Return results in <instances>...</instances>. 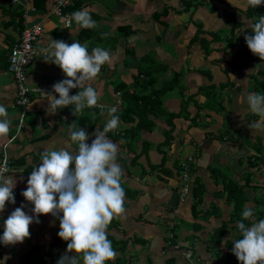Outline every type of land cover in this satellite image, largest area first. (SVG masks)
<instances>
[{"label": "crops", "instance_id": "crops-1", "mask_svg": "<svg viewBox=\"0 0 264 264\" xmlns=\"http://www.w3.org/2000/svg\"><path fill=\"white\" fill-rule=\"evenodd\" d=\"M75 2L78 5L76 10L88 11L97 21L94 27L82 28L67 11L73 20L71 27L66 26L62 18L51 12L56 0H47L44 9H38L34 0H0V103L6 105L10 120L9 132L0 135V165L8 154L10 163L5 175L16 180L15 204L6 202L7 206L0 215L7 218L22 202L31 214L33 205L22 195V190L27 187L29 173L40 163L41 153L46 149L69 146V125L73 122L89 132V140L93 139L95 130L103 129L110 118L107 109L118 105L119 113L126 91L130 94L141 91L136 87L137 76L141 69L150 67V71L160 79L155 87L178 77L175 85L164 94L163 103L169 112L182 113L174 120L171 144H165L167 130L170 129L166 113L151 115V129L139 130L140 127H136L139 116H135L131 121L120 119L119 127L113 130L127 135L121 147L127 159L122 180L130 187L124 186V211L117 214L121 220L120 229L113 232L118 239L127 241L122 252L125 255L130 245L134 247L135 244L154 253L145 259L149 264H168L171 257L184 256L169 243L172 231L176 235L175 242L194 251L197 264L203 261L207 264V259H212L213 264L225 263L226 239L233 234V222L229 224V232L224 235L218 249L211 248L212 234L223 221L231 218L233 211L227 192H220L225 186L220 180L225 178V174H230L248 191L253 200L249 202L250 206L260 203V209H264V155H261L264 154V127H251L260 117L246 103L248 93L264 91L258 81L264 79V74L259 73L264 59L262 63L261 60L253 61V66L257 63V76L249 75L243 68L237 71L241 66H235L234 70L222 66V61L228 57L227 54L237 60L236 48L239 44L244 46L242 41L246 34H254L250 26L262 14L253 10L248 0ZM156 12L159 15H155ZM40 21L45 31L36 43L39 53L28 70L33 98L29 113L25 114V126L19 131L22 113L11 112L17 92L14 74L9 69V56L21 32L28 25ZM52 39H63L68 43L79 40L88 46L89 51L97 46L110 51V62L102 66L94 79L81 85L96 88L98 103L104 106L103 110L93 106L74 112V105L48 109L51 97L47 94L53 92L55 82L65 78L58 65L44 59L42 49ZM202 41L210 42V52L206 51ZM229 42L233 44L228 46ZM246 46L245 53L250 51ZM210 57L218 59L216 68L210 65L212 61H206ZM222 82L230 84L210 102L202 86ZM78 91L79 88L71 89L70 95ZM185 105L187 111L183 110ZM27 114H33L34 118L27 120ZM218 139L223 141V145L218 143ZM184 165L189 167L192 185L186 201L181 199ZM155 174L156 180H151ZM199 186L203 194L201 199L194 191ZM197 201H200L198 217L193 210ZM40 220L43 224L33 222L29 231L31 235L38 234L33 235L36 239L42 234L49 239L53 237L48 245H42L44 258L33 255V247L23 256L18 249L12 251L6 248L7 245L0 244V264H49L57 251L67 250L66 243L55 242L59 238V219L49 213L41 214ZM146 248L145 254L148 255ZM176 259L177 264H190L185 256Z\"/></svg>", "mask_w": 264, "mask_h": 264}, {"label": "clouds", "instance_id": "clouds-1", "mask_svg": "<svg viewBox=\"0 0 264 264\" xmlns=\"http://www.w3.org/2000/svg\"><path fill=\"white\" fill-rule=\"evenodd\" d=\"M252 7L264 4V0H248ZM82 28H91L97 21L83 9L72 13ZM252 33L245 40L250 50L264 58V15L258 17L251 26ZM107 35V33H105ZM44 59L54 62L65 73V78L55 82L48 109L74 105L73 111L100 105L99 94L91 85L81 87L94 79L102 66L110 62V51L97 46L89 51L79 40L68 43L63 39H52L42 49ZM79 91L70 95V90ZM58 93V96L55 95ZM246 103L260 120L251 127H264V92L246 95ZM110 118L103 129H96L89 143V132L69 125L70 145L46 149L41 153L40 163L29 173L27 187L22 195L33 207L31 214L22 202L7 218L0 215V244L9 245L23 242L31 235L29 226L40 222V214L51 213L59 219L58 236L67 241V251L56 264H108L116 257V250L108 238L107 227L113 217L124 211L126 191L122 185L124 169L118 163L119 145L107 133L120 125L118 106L108 109ZM8 109L0 103V135L10 130ZM6 165H0V213L6 202L15 204L14 177L6 176ZM238 221L240 238L233 241L232 252L242 264H264V218L255 219L254 210L245 206ZM252 218V222L246 220Z\"/></svg>", "mask_w": 264, "mask_h": 264}, {"label": "trees", "instance_id": "trees-1", "mask_svg": "<svg viewBox=\"0 0 264 264\" xmlns=\"http://www.w3.org/2000/svg\"><path fill=\"white\" fill-rule=\"evenodd\" d=\"M47 0H34V4L38 9H44L45 5H46ZM78 5L75 2L74 4L68 6L65 11L67 12H75V10L77 9ZM253 10L257 11V9H255V7H252ZM258 12V11H257ZM259 13V12H258ZM21 14V18L22 17V13ZM155 15H159V13H155ZM161 15V14H160ZM20 18V19H21ZM23 20V19H22ZM203 46L205 47L207 52H210L211 49L209 47L210 42L209 41H202ZM242 43L247 44L246 40L244 39L242 41ZM233 43L229 42L228 46H231ZM247 47V46H246ZM249 50V49H247ZM245 57L249 58L251 57V53L248 51L247 53H245ZM254 60H258V56L255 55L253 56ZM236 60V59H235ZM236 67H240L241 65L238 63H234ZM260 74H264V65H260V70H259ZM178 78V77H176ZM176 78H172L170 80H165L164 84L161 85L160 87H155L156 83L159 82V76L157 74H155L154 72L150 71V67H145L143 69H141V71H139V74L137 76L136 79V87H140L141 91L139 92H135L134 94H130L129 92L126 91L125 95H124V105L122 110L118 113L120 116V119L122 120H129L131 121L132 117L135 116H139V122L138 125L136 127H140L138 128L139 130L143 129V128H148L151 129L153 126V123L151 122V115L155 114V115H160L161 113H166L168 120H169V125H170V129L167 130V138L165 141V144H171L172 141L174 140V129H175V123L174 120L177 116H179L182 111L175 113V112H169L166 107L164 106L163 103V96L166 92H168V90H170L174 85H175V80ZM178 80V79H177ZM259 83L264 87V79H260L258 80ZM230 84V82H222L219 85H217L216 83H212L210 85H205L202 86V91H204V93H206V95L208 96V98H210V102L213 101L217 95L218 92L222 91V89H224L225 87H227ZM151 87H154L151 91H149V89ZM33 98V94L31 92V99ZM29 113V112H28ZM158 115V116H159ZM161 116V115H160ZM133 120V119H132ZM135 127V128H136ZM134 128V129H135ZM110 135L111 139L114 140L118 145H120V151H119V155H118V162L121 164V166L123 167L124 171L126 170V165H127V159L125 157L124 154H122V149L121 147L123 146V142L125 141V138L127 139V135L125 134H120V133H115V131H110L109 133H107ZM121 142V143H120ZM252 158V157H251ZM252 160L256 161L255 158H253ZM262 162V160H261ZM28 169V168H26ZM221 183H223L225 186L223 189H220L218 191L221 192V194L223 192H227L228 194V200L231 204H233V211L231 214V218L229 220L223 221V224L220 228L216 229L214 231V233L211 236L212 242H211V248L212 249H218L219 245L221 244V242H223L224 240V235H226L229 232V224L231 222H233V231L230 236H228V238L226 239V246L228 247V251L225 255V262L227 264H242L241 261L238 260V258L236 257V255L232 252V248L234 247L233 245V241L235 239L240 238L241 233L238 229V221L241 219H244L242 217V211L244 209L245 206L251 207L254 210V218L255 219H260V218H264V209L259 207V205H255V206H250L249 202H252L253 200L250 199L248 191L244 188V186L242 185V183L240 181H238L237 179L230 177V174H225V178H223ZM217 182V181H216ZM249 184V181L248 183ZM264 186V185H263ZM124 187V186H123ZM197 197H199L201 199L202 197V191L200 189V186L198 189H194ZM259 199V198H258ZM200 204V201H197L194 203L193 207H194V214L196 217L199 216V212H198V206ZM252 222V218H249L246 220V223H251ZM120 224H121V220L120 218L115 215L113 217V219L111 220V222L109 223L108 227H107V233H108V238L112 241V245L114 247V249L116 250V257L113 260L108 261V264H127V260L125 259V257H123V247H125L126 245H124L125 241L124 239H118L117 236L115 235V233L113 232L114 229H120ZM201 225L198 224V228H200ZM231 237V238H230ZM57 243H66L67 245V241L63 240L62 238H57L56 241ZM43 248L42 245H37L32 251V254H37L38 256H40L39 258H44V255H41V249ZM220 252L222 253V250L219 249ZM51 253V251L49 252V254ZM37 256V257H38ZM178 257L174 256L171 257L170 259L167 260L168 264H177V259ZM45 263H47V260L44 261Z\"/></svg>", "mask_w": 264, "mask_h": 264}, {"label": "built area", "instance_id": "built-area-1", "mask_svg": "<svg viewBox=\"0 0 264 264\" xmlns=\"http://www.w3.org/2000/svg\"><path fill=\"white\" fill-rule=\"evenodd\" d=\"M17 2V0H14ZM75 0H56L51 12L52 14L59 16L65 22L68 27L72 26V16L67 13L65 9L74 4ZM255 9L262 15H264V4L256 6ZM28 10L25 12V20L28 19ZM45 31L44 24L40 22L28 25L19 36L17 42L14 44L10 56H9V69L14 74L15 86H16V102L21 105L22 117L18 123L19 131L25 126V114L28 112V108L31 106V92L32 88L28 82V70L30 64L35 60L39 51L37 49L36 43L40 40ZM10 157L8 154L2 158L1 165H6L9 168ZM9 170V169H8ZM7 173V172H6ZM183 186L181 189V199L186 201L192 185L190 182V171L189 167L186 165L184 167V175L182 176ZM169 243L174 247L176 251H182L184 256L187 257L192 264H195L194 251L192 249H185L180 242H174L176 239L175 232H171L169 235Z\"/></svg>", "mask_w": 264, "mask_h": 264}, {"label": "rangeland", "instance_id": "rangeland-1", "mask_svg": "<svg viewBox=\"0 0 264 264\" xmlns=\"http://www.w3.org/2000/svg\"><path fill=\"white\" fill-rule=\"evenodd\" d=\"M251 27V26H250ZM246 48L247 47H245V46H243V45H241V44H239L238 45V48H236V53H237V60H235V58H233V55H228L227 54V56L228 57H226L222 62H223V65L222 66H225V67H228L229 69H232V70H234V67H235V62L236 63H238V64H240L241 65V68H239V69H237V71H242L241 69L243 68L244 70H247V72L249 73V75H251V74H254L255 76H257L255 73L257 72V66H256V64H255V66H253L254 65V63H253V61H254V58H253V56H255L256 54H254L251 50L249 51L250 53H251V57H249V58H247V57H245L244 56V58H242L243 57V54L245 53V52H243L244 50H246ZM258 56V55H257ZM264 59V58H263ZM262 58H260V56H258V60L257 61H259V60H261V63H262V60H263ZM208 63H209V61L211 62L210 63V65L212 66V68H214V66L215 65H217L218 64V59H216V58H213V57H210V58H207V60H206ZM205 61V62H206ZM204 62V63H205ZM260 63V62H259ZM31 65V64H30ZM219 65H220V63H219ZM251 66H253L252 68H250ZM224 67V68H225ZM215 68H216V66H215ZM258 76H259V74H258ZM233 78H235V77H233ZM258 84V83H257ZM260 92H264L262 89H261V91ZM179 93V92H178ZM177 93V94H178ZM13 104H14V109H12V111L11 112H13V113H16V112H18V113H21L22 112V110H23V108H22V106L21 105H19V104H17V102H16V99H15V101L13 102ZM118 106V105H117ZM190 107H194V105L193 106H190ZM28 110H29V108H28ZM184 111H187L186 110V105L184 106V109H183ZM19 118V117H18ZM34 117H33V114H27V116H26V119L27 120H32ZM260 120V119H259ZM256 122V121H255ZM88 123H90V122H88ZM83 126V125H82ZM91 140L92 139H90L88 142L90 143L91 142ZM194 141V140H193ZM197 142V141H196ZM218 143L220 144V145H223V141H221V140H219L218 139ZM218 150H219V148H218ZM222 153V150L220 151V153L219 154H221ZM218 154V155H219ZM261 155H264L263 153H261ZM184 167H185V165H184ZM235 171H236V168H235V170H234V173H235ZM159 172H160V170H159ZM156 178V174L151 178V180L153 179V180H156L155 179ZM147 179H148V177H147ZM242 180H243V177H242ZM143 184V183H142ZM122 185L123 186H126L127 184H126V181L125 180H122ZM127 187L128 188H130L128 185H127ZM214 187V186H213ZM30 205V204H29ZM43 216V215H42ZM40 217H41V214H40ZM44 218V217H43ZM40 224H43L42 223V221L40 220V222H39ZM59 224H60V222H59ZM58 224V225H59ZM35 225V224H34ZM40 229H42V228H40ZM54 230H55V228H54ZM2 232V231H1ZM125 232V231H124ZM172 232H174V231H172ZM33 235H37L38 236V234L36 233V234H33ZM33 235H30L28 238H25V240L23 241V242H19L20 243V245L22 244V246H15V245H18L19 243L17 242L15 245L14 244H9V245H7V249H9V250H12L13 251V249L14 248H16V249H18L19 250V254L21 253V255H23V256H25L26 255V251H28L31 247H33V248H35L37 245H48V243H50V240L53 238H51V239H49V236L46 238L45 237V235L44 234H42V235H39V238L38 239H36V238H34V236ZM36 236V237H37ZM36 239V240H35ZM23 243H25V246L23 245ZM27 245V246H26ZM64 244H62V246H61V248H63L64 249V246H63ZM18 247V248H17ZM52 248H54V246L52 245L51 246ZM134 248V249H133ZM145 248L146 247H141L139 244H135V246L134 247H132L131 245H130V248L128 249L129 251H127V253H126V255L124 254V253H122V254H124V256L123 257H125V259L127 260V264H149L145 259H147L148 258V256L149 255H151V254H154V253H152L151 251H148V248H146V250H147V253H148V255H146L145 253H146V251H145ZM42 251H45V249H41ZM55 250V249H54ZM56 250H58V248H56ZM67 250H62L61 252H59V251H57L56 252V254H55V256H54V259H50V262H49V264H56V261L58 260V258L62 255V254H64L65 252H66ZM150 253V254H149ZM116 254H118V253H116ZM33 255H37V254H33ZM184 255V254H183ZM38 256V255H37ZM179 257V259H183L184 258V256H182V255H180V256H178ZM183 257V258H182ZM187 260H188V262L190 263V264H192V262L187 258V257H185ZM33 260H34V257H33ZM224 260V259H223ZM207 261V264H213V260L212 259H207L206 260ZM225 261V260H224ZM147 262V263H146ZM194 262H195V264H197V259H194ZM215 263V262H214ZM38 264H43V263H38ZM160 264H164L163 262H161ZM202 264H205V262L203 261V263ZM217 264V263H216ZM220 264H227L226 262L224 263V262H221Z\"/></svg>", "mask_w": 264, "mask_h": 264}, {"label": "bare ground", "instance_id": "bare-ground-1", "mask_svg": "<svg viewBox=\"0 0 264 264\" xmlns=\"http://www.w3.org/2000/svg\"><path fill=\"white\" fill-rule=\"evenodd\" d=\"M174 242H175V240H174Z\"/></svg>", "mask_w": 264, "mask_h": 264}]
</instances>
